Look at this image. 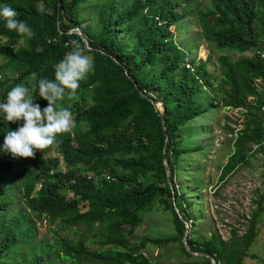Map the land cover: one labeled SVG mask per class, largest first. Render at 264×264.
Instances as JSON below:
<instances>
[{
  "label": "trees",
  "instance_id": "trees-1",
  "mask_svg": "<svg viewBox=\"0 0 264 264\" xmlns=\"http://www.w3.org/2000/svg\"><path fill=\"white\" fill-rule=\"evenodd\" d=\"M204 1L0 0V7H13L17 19L34 32L28 40L7 29L0 17V58L5 61L0 66L5 74L0 102H6L15 85L27 84L33 72L37 79L54 80V66L72 50L74 40L94 61V71L80 82L75 95L57 101L58 107L71 110L75 121L72 133L58 137L59 148L37 151L34 158H12L0 151V264H170L153 262L145 253L150 245L171 244H178L189 259L173 264H212L185 249V222L191 226V250L213 257L217 264L257 259L251 249L264 221V193L258 190L251 218L243 216L248 227L242 235L233 227L228 240L217 231L199 238L204 217L201 198L192 193L201 186L198 177L189 176L184 168V158L205 149L195 143L203 133L195 127L198 119L209 121L214 111L224 108L246 112L238 132L228 128L237 136L220 180L248 166L254 155L264 156V0H206L209 7H203ZM41 2L49 10L44 14L38 11ZM192 16L208 43L253 56L234 61L221 56L218 78L209 71V59L187 62L197 49L191 43L196 40L184 50L172 28ZM78 28L92 50L80 36L68 34ZM35 98L41 109L47 107L38 91ZM22 123H9L0 114V148L7 131ZM187 130L191 134L185 138ZM50 152L58 157L40 162ZM60 157L65 172L59 171ZM186 177L189 185H182ZM49 182H54L56 191L49 189ZM39 183L42 187L36 192ZM156 205L171 215L175 235L131 245L144 215ZM35 217L51 224L58 221L77 234L85 229L92 238L82 234L75 240L54 236L39 241Z\"/></svg>",
  "mask_w": 264,
  "mask_h": 264
},
{
  "label": "rangeland",
  "instance_id": "rangeland-1",
  "mask_svg": "<svg viewBox=\"0 0 264 264\" xmlns=\"http://www.w3.org/2000/svg\"><path fill=\"white\" fill-rule=\"evenodd\" d=\"M203 7H209L208 1H204ZM172 30L175 34L178 31L176 41L181 48L188 50L186 46L191 43H194L197 48L189 53L187 62L195 57L197 60L209 59V71L217 78L221 75L219 64V58L221 56H227L233 61L243 56H253L251 53L242 55L239 52L228 49L221 50L215 45L208 43L202 37L201 28L196 16L186 19L185 22L178 25L177 28L173 27ZM192 39L196 41L191 42ZM4 63L5 61L0 58V66ZM3 79H5V74L0 72V80L2 81ZM261 83V81L256 82L260 86ZM253 100L251 98L249 102H253ZM158 108L160 111H163L160 104ZM242 113L240 110L224 108L214 111L209 121L200 117L198 119L199 122L195 123V127L200 132L205 133V135L203 133L200 134L196 138L195 143L204 144L205 149L191 156L189 155L186 161V158H184L186 164L182 162L180 166L182 171L183 164L186 165L184 168L188 167L189 176L193 178L198 177V182L201 186L200 191L192 193V196L201 198V215L204 217V220L197 230L199 234L197 237L199 238H208L212 231H217L224 240H228L233 227L238 229L239 234L242 235L248 227V222L243 216L251 218L253 211L257 208L253 200L257 197L258 190L264 193V156L260 154L254 155L250 159L248 166H244L233 175H229L226 180H220L222 169L234 151L232 143L237 136L235 133H231L228 128L235 130V132L241 129V124L244 119ZM190 134L191 132L187 130L184 133V137L186 138ZM207 138L210 140H207ZM254 148L256 149L257 147L254 146ZM57 157L55 152H50L40 162H44L46 158L54 159ZM59 162H61L59 171L65 172L66 168L62 157L59 158ZM39 163L33 164L34 168L38 169ZM185 174H187L186 171ZM183 175L184 173L182 172V178H184ZM189 182L190 178L186 177L182 185H189ZM53 183H48L49 189L56 191V186ZM38 191H40V185L36 187V192ZM11 208L16 211L15 206ZM33 220L36 223L37 240L39 241L50 240L54 236L60 239L69 238L75 240L82 238V234H86L89 238H92V235L85 229H82L81 233L77 234L76 230L69 229L58 221L51 224L45 218L39 219L35 217ZM261 225L259 240L251 249V252H254L257 256V259L249 257L246 259L245 264H264V221ZM174 235L175 229L172 224L171 215L165 212L159 205H156L151 212L144 215V224L137 228L135 235L130 239V243L134 245L144 239H162ZM89 246L94 249L100 248L98 244H89ZM145 254L153 262L160 263L166 262L173 264L189 260L179 249L178 244H171L167 248L150 245L147 247Z\"/></svg>",
  "mask_w": 264,
  "mask_h": 264
},
{
  "label": "clouds",
  "instance_id": "clouds-1",
  "mask_svg": "<svg viewBox=\"0 0 264 264\" xmlns=\"http://www.w3.org/2000/svg\"><path fill=\"white\" fill-rule=\"evenodd\" d=\"M37 7L41 14L49 11L42 2ZM17 16L18 12L10 5L0 7V17L6 21L7 29L30 40L34 36L33 30ZM54 67V80L37 79V73L33 72L27 84L15 85L8 91L6 102H0V114L7 122H23L16 130L7 131L0 148L12 158H34L37 151L59 148L58 137L72 133L75 128L73 113L69 108L58 107L57 101L63 100L66 94L75 95L80 82L94 71V61L86 54L81 42L74 40L72 50ZM37 91L40 98L48 102L43 109L34 103Z\"/></svg>",
  "mask_w": 264,
  "mask_h": 264
},
{
  "label": "water",
  "instance_id": "water-1",
  "mask_svg": "<svg viewBox=\"0 0 264 264\" xmlns=\"http://www.w3.org/2000/svg\"><path fill=\"white\" fill-rule=\"evenodd\" d=\"M59 16H60V10L58 12V20H59ZM58 26L60 28L59 22H58ZM68 34H75V35L80 36L83 39V42H84V45H85L86 49L92 50V47H90L86 35L82 32L81 29L78 28V29H75V30H71V31L68 32ZM140 93H141V95L144 98L148 99L153 105H155V108L157 110H159L158 105H156L151 98H149L148 96H146V94H144L142 92H140ZM163 124H164V128L166 130V126H165V121L164 120H163ZM168 142H169V138L167 136L165 147H164V153H166ZM164 163H165L166 170H167L168 183L173 188V183L171 181V167H170V164L168 162L167 157L164 158ZM176 211L179 212L178 208H176ZM185 224H186V232H185V234L183 236L182 242H183V245H184L185 249L187 250V252H189L190 255L195 256V257H204V258L210 259L212 264H217L216 260L213 257L208 256V255H206L204 253H199V252H195V251L191 250V248H190V246L188 244V237H189V234H190L191 226L187 222H185Z\"/></svg>",
  "mask_w": 264,
  "mask_h": 264
},
{
  "label": "built area",
  "instance_id": "built-area-1",
  "mask_svg": "<svg viewBox=\"0 0 264 264\" xmlns=\"http://www.w3.org/2000/svg\"><path fill=\"white\" fill-rule=\"evenodd\" d=\"M158 21H159V19H157ZM160 26L162 25V23H160L159 24ZM190 67V66H189ZM230 109V108H229ZM236 110H240V111H242V112H246V110H244V109H236ZM52 174H53V172H52ZM108 179H109V177H108ZM40 185V189H41V187H42V185L41 184H39Z\"/></svg>",
  "mask_w": 264,
  "mask_h": 264
}]
</instances>
